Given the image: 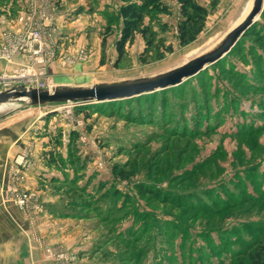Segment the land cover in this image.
<instances>
[{"label":"rangeland","instance_id":"obj_1","mask_svg":"<svg viewBox=\"0 0 264 264\" xmlns=\"http://www.w3.org/2000/svg\"><path fill=\"white\" fill-rule=\"evenodd\" d=\"M149 1L59 0L63 22L77 32L66 48L81 45L88 58L60 70L49 88L164 73L211 47L249 2L194 0L207 19L197 39L181 46L180 5L152 0L167 11L144 16L151 44L136 34L116 67L99 42L107 28L121 36L124 4ZM44 2L0 0V33L20 27L30 5L39 10ZM24 109L0 112V129ZM26 117L35 125L22 160L0 184V218L9 219L8 205H16L37 226L39 243L48 242L47 264H252L264 245V6L230 53L179 86L114 102L59 104ZM24 191L28 209L16 203ZM46 192L55 213L41 207Z\"/></svg>","mask_w":264,"mask_h":264},{"label":"water","instance_id":"obj_2","mask_svg":"<svg viewBox=\"0 0 264 264\" xmlns=\"http://www.w3.org/2000/svg\"><path fill=\"white\" fill-rule=\"evenodd\" d=\"M263 6L264 0H251L247 14L229 29L224 39L216 47L169 72L146 78L100 82L85 87L59 86L37 89L19 85L11 90L1 92L0 102L4 101L16 106L24 105V110L31 112L65 103L82 106L131 99L179 86L230 53L240 38L256 23L257 17L263 11Z\"/></svg>","mask_w":264,"mask_h":264},{"label":"built area","instance_id":"obj_3","mask_svg":"<svg viewBox=\"0 0 264 264\" xmlns=\"http://www.w3.org/2000/svg\"><path fill=\"white\" fill-rule=\"evenodd\" d=\"M39 10L31 6L19 17L20 27L0 33V62L6 69L0 71V93L23 85L27 88L47 89L55 70L64 69L88 58L87 49L81 47L68 53L63 45L54 19L58 10L53 0H47ZM33 3V2H32ZM32 18H28V16ZM31 197L19 193L16 203L28 209Z\"/></svg>","mask_w":264,"mask_h":264},{"label":"crops","instance_id":"obj_4","mask_svg":"<svg viewBox=\"0 0 264 264\" xmlns=\"http://www.w3.org/2000/svg\"><path fill=\"white\" fill-rule=\"evenodd\" d=\"M19 0H15V3H17ZM53 2L57 6V2L59 0H53ZM19 5V4H18ZM20 6V5H19ZM19 6H16V9L14 11H20L21 9ZM63 12L65 11H58L57 16L54 19V27L56 28L58 35L60 36L61 43L63 45V51L67 50H75L78 48H81L79 45L75 46L74 48H66V41L72 40L74 37L73 34L77 32H73L74 29L72 25L65 24L63 22ZM106 26V23L104 24ZM72 30V31H71ZM79 30V29H77ZM80 30H86V28L82 27ZM88 32V31H85ZM110 32L109 36L107 37L106 46L109 52L110 57L117 58V51H116V43L120 36V31L117 33ZM79 33V32H78ZM114 33V34H113ZM73 35V36H71ZM77 35V34H76ZM78 36V35H77ZM85 35L80 34V39L84 40L86 42V45H88L89 41L84 39ZM100 41V40H99ZM103 41V40H102ZM102 41L99 42V48L102 46ZM94 42H91L94 46ZM96 44V42H95ZM94 49V48H93ZM82 67V66H81ZM6 69V66L4 63L0 62V71ZM59 70H55L54 77H57L59 75ZM40 110V109H38ZM38 110L34 111H21L15 115H12L10 118L4 119L3 126L0 129V184L3 185V180L6 177V175H9L11 172H13V163L18 160H22L20 157V150L22 146L29 141L28 139V133L31 131L32 126L35 125V122L30 121L28 117L25 118L28 114H32L34 112H37ZM24 118V119H22ZM20 120V121H16ZM12 122V123H10ZM16 123V125H12L13 123ZM19 125V127H18ZM13 126L16 127L14 130ZM11 128L15 133L11 134ZM32 177V175L30 176ZM31 178V181H34L35 178ZM36 182V180H35ZM33 183V182H32ZM36 185V183H34ZM42 184V183H41ZM33 185L32 187H34ZM34 190L36 188L34 187ZM38 187V192L39 191ZM38 194V193H37ZM52 201V198L48 195L46 192V196L43 198V207L45 210H49L52 213H55L54 206H51L53 204L50 203ZM10 210V218L3 220L0 218V264H7L6 258H11L10 264H47V261L45 260L47 257L46 253V246L48 242L44 244H40L37 240V234L36 229L37 227L32 226L31 223H29L25 218H23L20 215V212L16 205L11 204L8 205ZM0 215L1 214V204H0ZM5 216V213H4ZM7 222V224H6ZM8 225V226H7ZM45 246V247H44Z\"/></svg>","mask_w":264,"mask_h":264},{"label":"trees","instance_id":"obj_5","mask_svg":"<svg viewBox=\"0 0 264 264\" xmlns=\"http://www.w3.org/2000/svg\"><path fill=\"white\" fill-rule=\"evenodd\" d=\"M176 1L180 5V14L182 16V21L178 25L179 43L181 46H186L191 42H194L200 35V33L203 31L208 13L206 8L197 4L194 0ZM150 9H153V11L160 12L167 11L166 8L160 7L159 3L152 0L142 5L126 3L121 7L120 12L123 18L124 25L121 32V36L116 43V67L123 59L127 45L134 40L136 34H140L142 38L146 41V44H151L152 35L154 33L152 32V29L147 27L144 28L142 25L144 16L149 13ZM106 31L109 34L110 29L107 28ZM148 35H150V37H148ZM106 40L107 37L104 36L102 41L104 45L106 44ZM167 51L171 52L172 47H168ZM251 260L252 264H264V245H259L256 248Z\"/></svg>","mask_w":264,"mask_h":264},{"label":"bare ground","instance_id":"obj_6","mask_svg":"<svg viewBox=\"0 0 264 264\" xmlns=\"http://www.w3.org/2000/svg\"><path fill=\"white\" fill-rule=\"evenodd\" d=\"M250 5H251V0H249V2H248V4H247V7H246V9L244 10V12L242 13V15L235 21V23H233V25L232 26H230L229 27V29H231L238 21H240L246 14H247V12H248V10H249V8H250ZM229 29L211 46V47H209L208 49H206L205 51H203V52H201L200 54H198L197 56H195V57H193V58H191L190 60H192V59H194V58H196V57H198L199 55H201V54H203L204 52H207V51H209V50H211L212 48H214V47H216L219 43H220V41L222 40V39H224V37H225V35L227 34V32L229 31ZM190 60H188V61H186V62H184V63H187V62H189ZM183 63V64H184ZM182 65V64H181ZM180 66V65H179ZM176 67H178V66H176ZM175 67V68H176ZM172 69H174V68H172ZM172 69H169V70H167V71H165V72H169V71H171ZM164 72V73H165ZM12 106H14V104H8V103H5L4 101H2V102H0V112H3V111H6V110H8L9 109V107H12ZM16 106V105H15Z\"/></svg>","mask_w":264,"mask_h":264}]
</instances>
